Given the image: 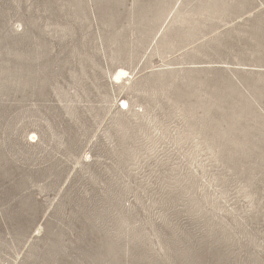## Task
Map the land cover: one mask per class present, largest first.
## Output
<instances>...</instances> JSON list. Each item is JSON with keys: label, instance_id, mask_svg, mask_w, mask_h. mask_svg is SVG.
Listing matches in <instances>:
<instances>
[{"label": "rangeland", "instance_id": "obj_1", "mask_svg": "<svg viewBox=\"0 0 264 264\" xmlns=\"http://www.w3.org/2000/svg\"><path fill=\"white\" fill-rule=\"evenodd\" d=\"M0 264H264V0H0Z\"/></svg>", "mask_w": 264, "mask_h": 264}, {"label": "bare ground", "instance_id": "obj_2", "mask_svg": "<svg viewBox=\"0 0 264 264\" xmlns=\"http://www.w3.org/2000/svg\"><path fill=\"white\" fill-rule=\"evenodd\" d=\"M125 73V71L124 70H121L120 71V73L118 74V79L123 75ZM124 102V104H126V101H123Z\"/></svg>", "mask_w": 264, "mask_h": 264}]
</instances>
